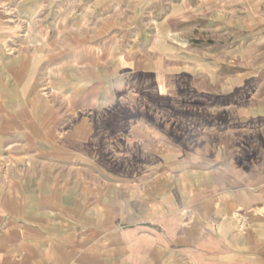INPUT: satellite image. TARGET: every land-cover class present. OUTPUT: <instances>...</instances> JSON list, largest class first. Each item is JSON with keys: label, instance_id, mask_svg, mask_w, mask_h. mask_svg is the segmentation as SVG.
Masks as SVG:
<instances>
[{"label": "crops", "instance_id": "crops-1", "mask_svg": "<svg viewBox=\"0 0 264 264\" xmlns=\"http://www.w3.org/2000/svg\"><path fill=\"white\" fill-rule=\"evenodd\" d=\"M0 264H264V0H0Z\"/></svg>", "mask_w": 264, "mask_h": 264}, {"label": "rangeland", "instance_id": "rangeland-1", "mask_svg": "<svg viewBox=\"0 0 264 264\" xmlns=\"http://www.w3.org/2000/svg\"><path fill=\"white\" fill-rule=\"evenodd\" d=\"M67 13H73V9L72 8H69L67 10H65ZM58 11L57 10H52V14H51V19L58 15L57 13ZM52 19V20H53ZM237 28V26H236ZM229 29H227L226 33L224 34V37L222 36H218L217 34V31L216 30H211L210 31V37H209V41L207 42H204V44H210L212 45L213 43H217L216 39L218 40V42L220 43V47L225 49L226 50V53H233V48L234 47H237V35L234 36V33H233V26H231V29L228 31ZM212 39H214L215 41H212ZM195 45H197L198 43L200 44L201 42H193ZM198 44V45H199ZM8 53H10L9 51H7ZM229 53V54H230ZM226 60L231 64H233L234 62L236 63L237 65V58H234L233 56H227L226 57ZM188 80V78L186 77L185 74L183 75H179L177 77H174L171 79V82H178L179 85H184L185 82ZM194 85H197L198 84V87H200V84H201V77L200 76H197V75H194L193 79H192Z\"/></svg>", "mask_w": 264, "mask_h": 264}]
</instances>
